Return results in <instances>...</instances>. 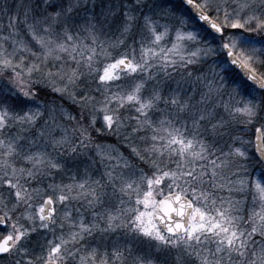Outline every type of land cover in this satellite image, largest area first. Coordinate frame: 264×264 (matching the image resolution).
Masks as SVG:
<instances>
[{
	"label": "snow or ice",
	"instance_id": "1",
	"mask_svg": "<svg viewBox=\"0 0 264 264\" xmlns=\"http://www.w3.org/2000/svg\"><path fill=\"white\" fill-rule=\"evenodd\" d=\"M0 264H264V0H0Z\"/></svg>",
	"mask_w": 264,
	"mask_h": 264
}]
</instances>
